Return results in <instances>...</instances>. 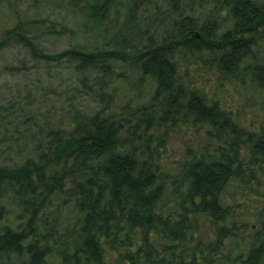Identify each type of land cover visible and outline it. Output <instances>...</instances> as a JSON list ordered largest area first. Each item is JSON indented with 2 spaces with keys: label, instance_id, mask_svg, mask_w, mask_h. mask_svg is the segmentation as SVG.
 <instances>
[{
  "label": "trees",
  "instance_id": "16d2710c",
  "mask_svg": "<svg viewBox=\"0 0 264 264\" xmlns=\"http://www.w3.org/2000/svg\"><path fill=\"white\" fill-rule=\"evenodd\" d=\"M48 5L0 22V264H264V0Z\"/></svg>",
  "mask_w": 264,
  "mask_h": 264
},
{
  "label": "rangeland",
  "instance_id": "374dc122",
  "mask_svg": "<svg viewBox=\"0 0 264 264\" xmlns=\"http://www.w3.org/2000/svg\"><path fill=\"white\" fill-rule=\"evenodd\" d=\"M50 0H0V22L6 21H15L17 15L26 16L29 18H40L47 17L51 13H55L58 16L52 15L51 18H59L58 20L62 21V17H65L63 21L71 25V13L69 16L67 12L58 8L56 10L51 9L48 5ZM68 18V19H67ZM11 22V23H12ZM109 23L113 30L118 29L122 24L121 19L114 18L110 20ZM111 29V30H112ZM42 44L50 50H58L68 46L67 37L57 40L43 41ZM22 52L19 51L16 47H10L5 50L0 51V66L5 63L9 64H18V61L22 58ZM10 82L14 81L13 76L8 77ZM4 79L0 78V83ZM246 124L249 128L253 130L264 129V111L257 112L252 114L248 112L245 116ZM213 140H209L206 134V128L200 127H180L178 129L172 130L167 138L166 151L164 153V160L167 164H176L177 162L187 158L189 154L193 151L196 153L200 152L205 147L211 148ZM246 150L243 149L242 153L245 155Z\"/></svg>",
  "mask_w": 264,
  "mask_h": 264
}]
</instances>
